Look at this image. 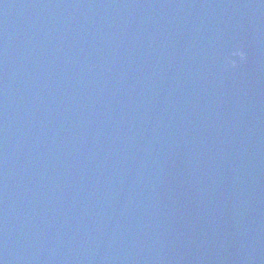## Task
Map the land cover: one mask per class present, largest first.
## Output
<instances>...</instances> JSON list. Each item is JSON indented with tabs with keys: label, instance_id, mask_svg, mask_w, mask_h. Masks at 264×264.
Segmentation results:
<instances>
[{
	"label": "water",
	"instance_id": "1",
	"mask_svg": "<svg viewBox=\"0 0 264 264\" xmlns=\"http://www.w3.org/2000/svg\"><path fill=\"white\" fill-rule=\"evenodd\" d=\"M0 264H264V0H0Z\"/></svg>",
	"mask_w": 264,
	"mask_h": 264
},
{
	"label": "clouds",
	"instance_id": "2",
	"mask_svg": "<svg viewBox=\"0 0 264 264\" xmlns=\"http://www.w3.org/2000/svg\"><path fill=\"white\" fill-rule=\"evenodd\" d=\"M237 55H239V56H241V58H243V53L242 52H240V53H237Z\"/></svg>",
	"mask_w": 264,
	"mask_h": 264
}]
</instances>
